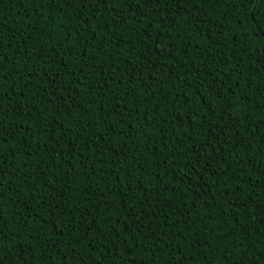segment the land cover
<instances>
[{"label": "trees", "instance_id": "16d2710c", "mask_svg": "<svg viewBox=\"0 0 264 264\" xmlns=\"http://www.w3.org/2000/svg\"><path fill=\"white\" fill-rule=\"evenodd\" d=\"M0 264H264V0H0Z\"/></svg>", "mask_w": 264, "mask_h": 264}]
</instances>
